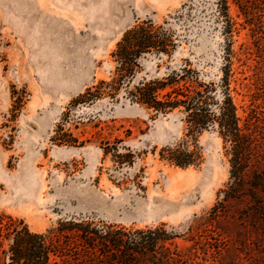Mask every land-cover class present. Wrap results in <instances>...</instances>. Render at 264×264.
Returning <instances> with one entry per match:
<instances>
[{
	"label": "rangeland",
	"instance_id": "1",
	"mask_svg": "<svg viewBox=\"0 0 264 264\" xmlns=\"http://www.w3.org/2000/svg\"><path fill=\"white\" fill-rule=\"evenodd\" d=\"M228 1L225 15L219 0H0V213L37 232L70 217L104 226L165 223L176 243L193 245L189 228L229 179L221 138L205 130L203 162L181 167L193 174L172 175L180 166L159 152L185 135L179 110L156 114L123 91L118 99L78 98L112 78L123 32L152 19L176 32L177 47L162 59L142 57L137 80L186 66L219 82L229 63L235 102L262 105L264 29L251 30L250 16ZM257 2L264 21V0ZM118 152L132 156L119 163ZM257 257L242 254L240 262Z\"/></svg>",
	"mask_w": 264,
	"mask_h": 264
},
{
	"label": "trees",
	"instance_id": "2",
	"mask_svg": "<svg viewBox=\"0 0 264 264\" xmlns=\"http://www.w3.org/2000/svg\"><path fill=\"white\" fill-rule=\"evenodd\" d=\"M218 3L221 13L228 15L229 1ZM234 3L246 18L250 16L246 21L253 26L251 30L264 29V21L256 18L257 0ZM176 39L174 30L152 19L125 30L112 53L116 61L112 78L87 88L78 100L118 99L123 91L131 102L156 114L179 110L185 135L163 146L159 155L180 168L203 162L198 136L205 130L221 138L229 179L220 191L223 197L210 211L196 216L189 228L194 244L176 243L178 235L165 223L104 226L87 217H70L37 232L22 220L0 213V264H242L241 255L252 253L259 259L249 264H264L260 260L264 256V90L259 95L262 105L240 107L231 94L229 63L219 82H205L186 66L162 77L137 80L141 58L171 56ZM128 156L132 154L118 152L116 161L123 163Z\"/></svg>",
	"mask_w": 264,
	"mask_h": 264
},
{
	"label": "bare ground",
	"instance_id": "3",
	"mask_svg": "<svg viewBox=\"0 0 264 264\" xmlns=\"http://www.w3.org/2000/svg\"><path fill=\"white\" fill-rule=\"evenodd\" d=\"M193 171H194V169L192 167H190V168H188L186 170L182 169V168H178L177 170L176 169H172L171 173H172V175L175 174V175H179V176H188L190 174H193Z\"/></svg>",
	"mask_w": 264,
	"mask_h": 264
}]
</instances>
